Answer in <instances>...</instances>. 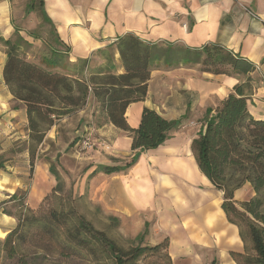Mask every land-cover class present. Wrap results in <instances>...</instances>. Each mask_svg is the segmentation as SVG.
Segmentation results:
<instances>
[{"label": "crops", "instance_id": "crops-1", "mask_svg": "<svg viewBox=\"0 0 264 264\" xmlns=\"http://www.w3.org/2000/svg\"><path fill=\"white\" fill-rule=\"evenodd\" d=\"M37 15L39 19L35 23ZM38 24L49 28L50 34L49 43L44 41L50 54L42 56L38 63L52 56L53 51L62 50L72 64L87 59L93 70L112 62L118 74L124 68L115 42L128 33L150 42L188 47L217 43L253 63L249 109L254 117L264 118V0H0L1 38L23 37L30 43L29 47L36 45L35 41L43 43L35 30ZM0 46L6 47L1 41ZM5 60L6 51H3L0 130L5 128L7 116H20L21 122L27 121L25 104L16 100L5 84ZM245 80L244 74L201 71L200 64L155 66L146 97L129 104L127 121L131 127H137L144 107H149L165 118L181 119L182 124L163 144L143 151L131 168L111 174L94 173L93 201L112 215L129 216L144 209L179 206L182 203L179 201L186 198L183 205L184 213L191 218L188 224L176 228L163 226L180 234V240L172 238L170 244L173 259L189 252L190 244L202 246L208 242L219 249L213 258L217 264L218 261L235 263L230 252L243 249L238 227L228 221L220 198L211 189L213 184L197 164L191 145L204 129L207 109L218 107L234 86ZM91 106L97 107L92 95L82 107ZM88 129H93L95 141V146L84 154L89 169L94 170L98 165H123L131 160L134 151L128 131L107 121L85 130ZM49 167L45 162L37 164V179L28 194V206L33 209L39 207L56 184ZM167 192L172 199L164 204ZM10 218L13 221L0 223L5 234L15 222Z\"/></svg>", "mask_w": 264, "mask_h": 264}, {"label": "trees", "instance_id": "trees-1", "mask_svg": "<svg viewBox=\"0 0 264 264\" xmlns=\"http://www.w3.org/2000/svg\"><path fill=\"white\" fill-rule=\"evenodd\" d=\"M0 41L6 46L5 84L14 98L26 106L31 169L37 146L43 142L55 119L84 106L91 95L105 121L130 133L134 151L125 164L98 165L91 174L125 171L136 164L143 151L157 148L171 138L181 126V119H168L144 107L139 125L133 128L125 115L129 104L146 97L155 66L200 64L201 71L246 75V80L237 83L218 107L207 109L204 129L193 139L191 148L200 170L223 192L221 207L228 221L239 229L243 249L231 251V257L237 264H264V118L254 117L249 109L253 63L217 43L188 47L150 42L128 33L115 42L124 68V72L118 74L112 62L93 70L87 59L72 64L62 50L53 51L52 56L35 63L22 53L30 46L23 37L15 40L0 37ZM78 140L75 138L69 146H74ZM49 171L57 181L52 191L56 194L63 189L64 182L53 164ZM247 183L252 185L255 195L238 206L235 194ZM10 200L16 201L20 209L15 215L7 212L17 218V224L0 238V264H4L5 259L14 264H30L31 258L48 261L51 253L56 257L70 253L93 261L111 260L113 264H142V260L155 256V261L164 260L161 264H173L168 238L154 245L124 246L108 230L98 228L75 208L66 211L57 207L48 213H38L17 192L10 195ZM110 218L118 224L117 217ZM148 225L146 222V229L136 238L145 236ZM247 240L252 242V250ZM31 242L35 251L23 253L24 246ZM211 264H217V260Z\"/></svg>", "mask_w": 264, "mask_h": 264}, {"label": "rangeland", "instance_id": "rangeland-1", "mask_svg": "<svg viewBox=\"0 0 264 264\" xmlns=\"http://www.w3.org/2000/svg\"><path fill=\"white\" fill-rule=\"evenodd\" d=\"M36 18L35 23L38 22V15ZM35 27L38 36L43 38V43L35 41L37 46L27 47L22 50V53L26 59L29 58V61L38 63L37 61L42 56L50 54L49 46L44 43V41L49 43L50 34L49 28H44L43 25L38 24ZM14 39H17V37H14ZM3 51H6V47L3 49L0 46V59L3 56ZM56 70L64 72V70ZM8 108L6 107V109ZM19 117H5L6 123L2 122L5 128L0 130V223L2 221H13L8 213L15 215L20 209L16 201L10 200L12 193L17 192L19 196H24L25 203L28 205V194L37 179V164L45 162L48 165H54L56 171L62 176L64 186L56 194L52 193L53 189L48 192L49 196L35 211L48 213L52 208L57 207L66 211L75 208L77 212L84 214L98 228L108 230L110 235L124 246L132 243L154 245L168 238V251L171 256L170 244L172 238L179 241L180 234L167 228L163 229V226L176 228L188 224V220H191V218L184 213L183 205L186 198H182L183 200L179 201L182 202L179 206L172 208L163 207L154 211L144 209L129 216L112 215L103 206H99L93 201V188L91 185L93 169H89L90 166L85 164L88 157L84 158V154H87L89 149L81 151L78 142L81 136L86 133V128L97 126L105 121V117L100 113L98 107H80L69 114L56 118L55 124L47 131L43 142L37 146L35 164L32 169L31 155L29 153L28 119L21 122ZM0 126L2 125L0 124ZM77 137L79 139L78 142L74 146H69ZM55 183H57L56 179ZM211 189H214L213 192L216 197L220 198L222 202L223 192L217 190L214 185ZM170 195V192H167V195L165 194V199L163 198L164 204L171 201ZM254 195L255 192L252 185L247 183L235 194L238 206H240L242 201L248 200ZM110 216L117 217L119 219L118 224L112 222ZM12 217L15 219L12 226L14 227L17 224V218L15 216ZM145 222H149L148 231L141 239L139 237L136 238L139 233L146 229ZM247 242L250 250H252V242L250 240H247ZM189 248V252L181 254L176 260L171 256L173 264H211L213 258L217 257L219 253V249L208 242L202 246L190 244ZM26 251H35L32 242L24 246L23 253ZM156 259L157 257L152 256L142 260L141 263H164V260L161 262L155 261ZM29 262L30 264H113L111 260L107 262L93 261L90 258H83L70 253L65 257H56L55 253H51L48 261H44L41 258H31ZM4 264L14 263L5 259ZM218 264L221 263L218 261ZM233 264H237V262L235 261Z\"/></svg>", "mask_w": 264, "mask_h": 264}, {"label": "built area", "instance_id": "built-area-1", "mask_svg": "<svg viewBox=\"0 0 264 264\" xmlns=\"http://www.w3.org/2000/svg\"><path fill=\"white\" fill-rule=\"evenodd\" d=\"M78 145L81 147V151L91 149L95 146V141L93 140V129L86 131V133L81 136Z\"/></svg>", "mask_w": 264, "mask_h": 264}, {"label": "bare ground", "instance_id": "bare-ground-1", "mask_svg": "<svg viewBox=\"0 0 264 264\" xmlns=\"http://www.w3.org/2000/svg\"><path fill=\"white\" fill-rule=\"evenodd\" d=\"M0 236H3V237H5V236H6V234H5L3 231H1V230H0Z\"/></svg>", "mask_w": 264, "mask_h": 264}]
</instances>
